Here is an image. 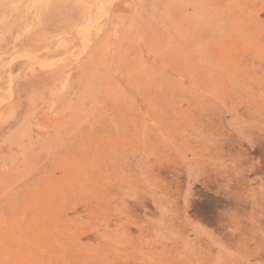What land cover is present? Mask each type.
<instances>
[{
	"label": "rangeland",
	"instance_id": "rangeland-1",
	"mask_svg": "<svg viewBox=\"0 0 264 264\" xmlns=\"http://www.w3.org/2000/svg\"><path fill=\"white\" fill-rule=\"evenodd\" d=\"M0 264H264V0H0Z\"/></svg>",
	"mask_w": 264,
	"mask_h": 264
}]
</instances>
